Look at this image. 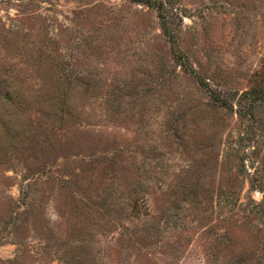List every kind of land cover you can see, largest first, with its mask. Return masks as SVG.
I'll return each instance as SVG.
<instances>
[{"label": "rangeland", "instance_id": "374dc122", "mask_svg": "<svg viewBox=\"0 0 264 264\" xmlns=\"http://www.w3.org/2000/svg\"><path fill=\"white\" fill-rule=\"evenodd\" d=\"M257 89L264 0H0V264L263 263Z\"/></svg>", "mask_w": 264, "mask_h": 264}, {"label": "trees", "instance_id": "16d2710c", "mask_svg": "<svg viewBox=\"0 0 264 264\" xmlns=\"http://www.w3.org/2000/svg\"><path fill=\"white\" fill-rule=\"evenodd\" d=\"M139 1H141V0H139ZM144 1H149V0H144ZM191 71H192V75H195V71L193 69H191ZM204 86L208 90V97L209 98H211L213 101H217L222 106H227L228 103L226 102V98L224 96L220 95L219 92H216V91L210 89L206 85H204ZM257 93L264 97V90L263 89H257ZM261 264H264V262Z\"/></svg>", "mask_w": 264, "mask_h": 264}]
</instances>
